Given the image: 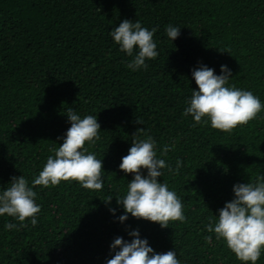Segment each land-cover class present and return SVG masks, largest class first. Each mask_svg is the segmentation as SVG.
Segmentation results:
<instances>
[{
	"label": "trees",
	"instance_id": "obj_1",
	"mask_svg": "<svg viewBox=\"0 0 264 264\" xmlns=\"http://www.w3.org/2000/svg\"><path fill=\"white\" fill-rule=\"evenodd\" d=\"M0 264H264V0H0Z\"/></svg>",
	"mask_w": 264,
	"mask_h": 264
}]
</instances>
